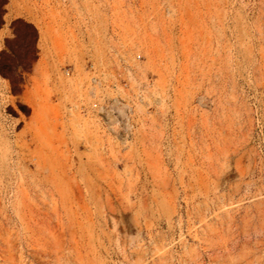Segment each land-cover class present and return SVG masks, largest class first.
Instances as JSON below:
<instances>
[{
  "label": "rangeland",
  "instance_id": "rangeland-1",
  "mask_svg": "<svg viewBox=\"0 0 264 264\" xmlns=\"http://www.w3.org/2000/svg\"><path fill=\"white\" fill-rule=\"evenodd\" d=\"M0 264H264V0H0Z\"/></svg>",
  "mask_w": 264,
  "mask_h": 264
}]
</instances>
